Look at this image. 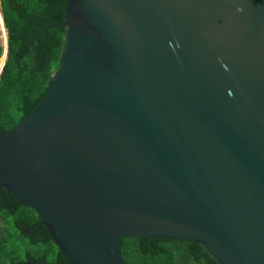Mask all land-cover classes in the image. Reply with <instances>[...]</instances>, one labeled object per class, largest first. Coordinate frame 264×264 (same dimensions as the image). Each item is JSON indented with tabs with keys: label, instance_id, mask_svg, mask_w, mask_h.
Segmentation results:
<instances>
[{
	"label": "water",
	"instance_id": "95a60500",
	"mask_svg": "<svg viewBox=\"0 0 264 264\" xmlns=\"http://www.w3.org/2000/svg\"><path fill=\"white\" fill-rule=\"evenodd\" d=\"M64 9L46 25L65 27L46 93L0 130V187L66 264H127L123 237L264 264V0Z\"/></svg>",
	"mask_w": 264,
	"mask_h": 264
},
{
	"label": "trees",
	"instance_id": "16d2710c",
	"mask_svg": "<svg viewBox=\"0 0 264 264\" xmlns=\"http://www.w3.org/2000/svg\"><path fill=\"white\" fill-rule=\"evenodd\" d=\"M66 0H0L8 33L0 75V130L33 111L49 86L65 46ZM4 46L0 44V58ZM127 264H220L200 243L153 237L121 238ZM0 264H66L36 211L0 187Z\"/></svg>",
	"mask_w": 264,
	"mask_h": 264
},
{
	"label": "bare ground",
	"instance_id": "6f19581e",
	"mask_svg": "<svg viewBox=\"0 0 264 264\" xmlns=\"http://www.w3.org/2000/svg\"><path fill=\"white\" fill-rule=\"evenodd\" d=\"M0 17L2 18L1 19V26H0V29H1V31L0 32H2V40H3V42H4V44H7V32H6V30H4V23H3V17L0 15ZM5 61H6V54H4V56H3V58H2V61L0 62V73H1V71H2V69H3V67H4V64H5Z\"/></svg>",
	"mask_w": 264,
	"mask_h": 264
},
{
	"label": "clouds",
	"instance_id": "9594fccd",
	"mask_svg": "<svg viewBox=\"0 0 264 264\" xmlns=\"http://www.w3.org/2000/svg\"><path fill=\"white\" fill-rule=\"evenodd\" d=\"M0 13H1V15H2V17H3V14H2V11H1V5H0ZM1 18V17H0ZM2 19V18H1ZM3 22H4V20H3ZM8 34V33H7ZM8 37V36H7ZM7 42H8V38H7ZM3 46V45H2ZM4 50V49H3ZM4 56V53L2 54V56L1 57H3ZM1 59V58H0ZM6 59H7V57H6ZM6 62V61H5Z\"/></svg>",
	"mask_w": 264,
	"mask_h": 264
},
{
	"label": "rangeland",
	"instance_id": "374dc122",
	"mask_svg": "<svg viewBox=\"0 0 264 264\" xmlns=\"http://www.w3.org/2000/svg\"><path fill=\"white\" fill-rule=\"evenodd\" d=\"M0 15H1V13H0ZM1 16H2V15H1ZM3 23H4V22H3ZM0 26H1V25H0ZM0 33H1V32H0ZM1 35H2V33H1ZM2 58H3V57H1L0 62L2 61Z\"/></svg>",
	"mask_w": 264,
	"mask_h": 264
},
{
	"label": "flooded vegetation",
	"instance_id": "af4514ba",
	"mask_svg": "<svg viewBox=\"0 0 264 264\" xmlns=\"http://www.w3.org/2000/svg\"><path fill=\"white\" fill-rule=\"evenodd\" d=\"M4 30H6V32H7V29L5 28V26H4ZM2 33V32H1Z\"/></svg>",
	"mask_w": 264,
	"mask_h": 264
}]
</instances>
